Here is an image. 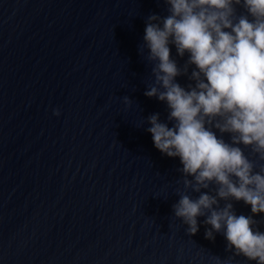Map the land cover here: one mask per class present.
I'll return each instance as SVG.
<instances>
[{
  "label": "water",
  "instance_id": "1",
  "mask_svg": "<svg viewBox=\"0 0 264 264\" xmlns=\"http://www.w3.org/2000/svg\"><path fill=\"white\" fill-rule=\"evenodd\" d=\"M166 8L0 0V264H256L228 250L222 232L206 239L205 216L189 235L174 215L183 166L154 146L147 118L174 122L165 102L144 95L152 63L138 51L147 17ZM170 47L183 66L188 54ZM230 202L264 232V213Z\"/></svg>",
  "mask_w": 264,
  "mask_h": 264
},
{
  "label": "clouds",
  "instance_id": "2",
  "mask_svg": "<svg viewBox=\"0 0 264 264\" xmlns=\"http://www.w3.org/2000/svg\"><path fill=\"white\" fill-rule=\"evenodd\" d=\"M162 2L168 14L147 17L138 51L147 50L152 63L144 95L165 102L167 120L174 122H161L159 113L147 118L154 146L183 166L178 171L185 191L173 205L174 215L188 225L189 235L199 230L197 217L205 216L211 226L206 239L222 232L235 256L264 264V232L252 215H237L230 202L242 200L252 214L264 213V0ZM170 45L178 57L188 54L183 66ZM180 76L190 83L181 86ZM232 259L217 257V264Z\"/></svg>",
  "mask_w": 264,
  "mask_h": 264
}]
</instances>
